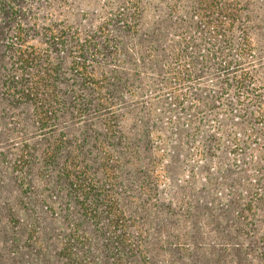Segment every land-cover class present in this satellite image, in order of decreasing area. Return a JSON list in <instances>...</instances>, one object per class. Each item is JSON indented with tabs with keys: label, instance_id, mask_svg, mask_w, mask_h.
I'll use <instances>...</instances> for the list:
<instances>
[{
	"label": "trees",
	"instance_id": "obj_1",
	"mask_svg": "<svg viewBox=\"0 0 264 264\" xmlns=\"http://www.w3.org/2000/svg\"><path fill=\"white\" fill-rule=\"evenodd\" d=\"M85 1L0 17L2 251L264 264V0Z\"/></svg>",
	"mask_w": 264,
	"mask_h": 264
},
{
	"label": "rangeland",
	"instance_id": "obj_2",
	"mask_svg": "<svg viewBox=\"0 0 264 264\" xmlns=\"http://www.w3.org/2000/svg\"><path fill=\"white\" fill-rule=\"evenodd\" d=\"M48 1L52 0H0V17L4 15L12 16V20H16L17 22L20 21V23H23V25H28V23H31V21L33 23L42 25V19L46 16V14L49 13ZM67 1H69L68 3L71 6V10L75 12L87 9L84 5L89 2L85 0ZM53 3H55V5H59L60 0H53ZM260 40L261 35L259 30H257L255 34V41L260 43ZM1 123L2 122L0 121V129L2 127ZM5 224L6 223L0 221V230L2 225L6 226ZM10 237L13 238L12 232H10ZM24 241L21 242L22 246L25 244ZM1 247L2 246L0 245V255L2 256L0 259V264H17V262H23L24 259L27 260L26 256L24 255V253L27 252L26 249H24L19 255H14L11 253L14 251L13 249H8L7 251L3 252Z\"/></svg>",
	"mask_w": 264,
	"mask_h": 264
}]
</instances>
